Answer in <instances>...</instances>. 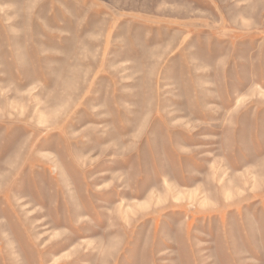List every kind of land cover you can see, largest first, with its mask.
Returning <instances> with one entry per match:
<instances>
[{"label": "rangeland", "instance_id": "1", "mask_svg": "<svg viewBox=\"0 0 264 264\" xmlns=\"http://www.w3.org/2000/svg\"><path fill=\"white\" fill-rule=\"evenodd\" d=\"M0 264H264V0H0Z\"/></svg>", "mask_w": 264, "mask_h": 264}]
</instances>
